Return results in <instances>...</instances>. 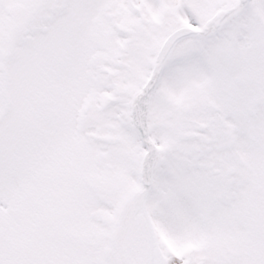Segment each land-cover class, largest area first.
Masks as SVG:
<instances>
[{"label":"snow or ice","instance_id":"snow-or-ice-1","mask_svg":"<svg viewBox=\"0 0 264 264\" xmlns=\"http://www.w3.org/2000/svg\"><path fill=\"white\" fill-rule=\"evenodd\" d=\"M0 264H264V0H0Z\"/></svg>","mask_w":264,"mask_h":264}]
</instances>
